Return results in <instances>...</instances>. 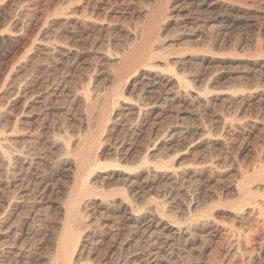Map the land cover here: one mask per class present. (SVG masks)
<instances>
[{
	"label": "rangeland",
	"instance_id": "rangeland-1",
	"mask_svg": "<svg viewBox=\"0 0 264 264\" xmlns=\"http://www.w3.org/2000/svg\"><path fill=\"white\" fill-rule=\"evenodd\" d=\"M158 4L0 0V264H51L117 89L96 157L152 165L87 174L75 264H264V0H170L160 24ZM152 24L166 60L120 76Z\"/></svg>",
	"mask_w": 264,
	"mask_h": 264
},
{
	"label": "bare ground",
	"instance_id": "bare-ground-1",
	"mask_svg": "<svg viewBox=\"0 0 264 264\" xmlns=\"http://www.w3.org/2000/svg\"><path fill=\"white\" fill-rule=\"evenodd\" d=\"M169 1L170 0H159V4H158V6H157V8L155 10L156 11L154 13L155 15L153 14L154 15V18H152V20H154L156 22L159 21V24L165 20V17H166V14H167V10L169 9ZM141 31H142V29H141ZM158 31H159L158 24H152V25H149L147 28L146 27L144 28L143 33H142L143 35L141 37V38H143V41H141L142 44H140L141 47L134 48L133 51H131L130 54L128 53L127 56L125 55L124 56L125 58L123 57V60L121 61L123 63L121 65L120 71H118L120 73L119 74L120 76H123L124 77V75L127 74L126 77H130L133 73H137L140 69L141 70H145L146 68H151L152 67V63H154L153 60H155L157 58H163V59L166 60V58L163 56V55H165V54H163L164 51H162V54L161 53L158 54L161 49L159 50V48H157V50H159V52L156 51V49H155L156 48L155 45H154L155 43H159L158 41H160V40H161L160 42L162 43V39L158 37ZM136 38H138V37H136ZM136 41H138V40H136ZM159 44H156V45H159ZM168 53H169V51H168ZM168 55H166V57H168ZM178 80L180 81V83L178 82ZM178 80H177V82L180 84V86H181V83L184 85V81H185L184 79L178 78ZM183 85H182V87H187L186 85L185 86H183ZM121 90L118 91V89H117V90H114L113 93H111L110 95L106 94V96H104V99H103V102H102L103 104L100 103L102 105V107L100 106L99 108H102V109L100 111L98 110V113L101 112V114H100L101 115V120H100V124L97 122L99 124V125L98 124L97 125H98V128L100 127L102 130L99 131L100 129L98 130V128H97V130H95V131H97V133L94 132L93 134L86 135V138L84 136V139H85L84 146H83V148H81V151L78 152V154H80V155H79V158H78V166H77V169L76 170L81 173L79 175L78 172H77V174L79 175L78 178H77V180H76L77 183H78V186L76 185L77 183H75V185L77 186V189H76L75 193L72 196H70V200H69V202L66 205V208H65V211H64L65 212L64 213L65 216H63V217H65L64 218V222H63V225H61V227H62L61 228V231L58 232L59 234H57L58 235L57 236V239L55 238L56 239V248H54V247L53 248L56 249V252L54 254V257L52 259L51 264H75L74 257H75V254H76V251H77L78 247L80 246V240L83 237L82 236L83 235L82 229L84 231V228H81L80 227V226L83 225V223L81 225V222H82V219L84 217L83 215H81L82 212H80V203L82 202L83 197H85L86 195L89 194V190H90L88 188V186H87V179H88L87 178L88 177L87 174L90 175V174H93V172L95 173L96 170H99V171L101 169H104L105 170L106 168H109V167H112V168L114 167L116 170H117V168L119 169V168L122 167L121 169H123V168L127 167V166L124 167V166L120 165V163L113 162V161L112 162L110 161L108 163H106V162L105 163H102V161L100 162L99 158L96 157L98 154L95 153V149H97V146L99 145V143L101 141L100 140L101 139L100 137L102 136L101 134L104 132V129H105L106 125L109 124L110 121H111V115H113L114 107L118 106L117 104H118L120 98H122V101H123V99L125 100V98L123 97V95L120 93ZM86 91H87V93H89L88 90H85V93H86ZM149 93H150L149 95H151L154 92L153 91L152 92L150 91ZM86 94H85V96L88 97V94L87 95ZM87 97H85V98H87ZM84 100H86V99H84ZM87 100H90V95H89V97H88ZM94 100L96 102V106H98V103L99 102L97 103V101H96L97 99H94ZM99 101H101V100H99ZM93 102L92 103H89L88 106L86 105L87 108L89 107L88 108L90 110V111L88 110L89 113L92 112L91 110L95 106V102L94 103ZM95 110L96 109H94V114L97 111V110L96 111ZM86 114L88 115V112ZM91 115H92V113H91ZM89 117H90V115H88V118ZM95 117H96V114H95ZM92 119L94 120V118H92ZM91 131H92V129H91ZM81 145H82V143H81ZM99 146H98V148L101 147V146L100 147ZM2 152H5V151H2ZM17 153H16V155H17ZM4 155H6L5 157L8 158L7 160H9L8 162H10V159L12 158L11 157L12 156V153L5 152ZM123 155H125V154H123ZM18 156H20V155H18ZM74 156H76V158H77V155L76 154ZM148 160L149 159H147L146 156L142 160V163L141 164L144 165L145 168L142 167V166H140V167L138 166V167H135V168H131V167L128 168L127 167L125 170L128 169L129 171H132V172L134 171L135 172V170H139L142 167V168L145 169V171H147L146 169H148L152 165V164H150L151 161H148ZM156 162L153 163V165L155 166V168H157L158 170H161V169H165L166 168L165 170H167V167L168 166H167V164L165 162H161V161H159L160 163H158V161H156ZM124 190L122 191V193L124 192ZM249 195H250V193H249ZM123 196H124V199H126V200L129 199V196L128 195H123ZM129 201H130V199H129ZM158 211H161V210L158 209ZM162 216H164V215H162ZM136 228H138V227H136ZM19 250L21 251V249H19ZM22 250H24V249H22ZM18 256L21 257L22 254L21 255L18 254Z\"/></svg>",
	"mask_w": 264,
	"mask_h": 264
}]
</instances>
